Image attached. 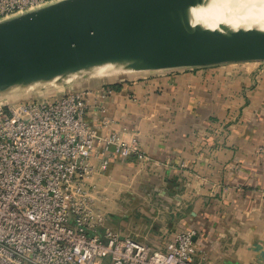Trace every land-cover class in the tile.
<instances>
[{"label": "crops", "instance_id": "crops-1", "mask_svg": "<svg viewBox=\"0 0 264 264\" xmlns=\"http://www.w3.org/2000/svg\"><path fill=\"white\" fill-rule=\"evenodd\" d=\"M131 75L102 102L105 113L93 97L88 110L94 125L106 115L109 131L136 136L151 158L114 152L96 173L91 195L106 225L162 249L193 229L204 264L264 258V61Z\"/></svg>", "mask_w": 264, "mask_h": 264}, {"label": "built area", "instance_id": "built-area-1", "mask_svg": "<svg viewBox=\"0 0 264 264\" xmlns=\"http://www.w3.org/2000/svg\"><path fill=\"white\" fill-rule=\"evenodd\" d=\"M58 1L0 0V21ZM125 79L0 100V264H204L195 230H180L157 248L106 225L91 195L94 176L107 169L114 152L151 161L136 136L109 131L113 122L106 115L98 126L89 119L90 99L100 100L105 113L102 102ZM257 154L264 156V137ZM249 264H264V258Z\"/></svg>", "mask_w": 264, "mask_h": 264}, {"label": "water", "instance_id": "water-1", "mask_svg": "<svg viewBox=\"0 0 264 264\" xmlns=\"http://www.w3.org/2000/svg\"><path fill=\"white\" fill-rule=\"evenodd\" d=\"M184 0H60L0 21V95L122 61L132 72L264 61V30L201 34L156 13ZM228 59V61H225Z\"/></svg>", "mask_w": 264, "mask_h": 264}, {"label": "bare ground", "instance_id": "bare-ground-1", "mask_svg": "<svg viewBox=\"0 0 264 264\" xmlns=\"http://www.w3.org/2000/svg\"><path fill=\"white\" fill-rule=\"evenodd\" d=\"M156 16L162 25L201 34L264 30V0H184L169 3L160 9ZM121 66L122 61H108L90 65L81 71L97 74L99 77L127 72L137 73ZM88 76L90 75H77L71 78L69 76L68 80ZM57 84L60 82L54 79L46 83L30 84L21 89L13 87L6 92L9 95L4 97L14 99L19 96L10 93L17 90L30 93L35 88ZM2 98L3 96H0V100Z\"/></svg>", "mask_w": 264, "mask_h": 264}, {"label": "rangeland", "instance_id": "rangeland-1", "mask_svg": "<svg viewBox=\"0 0 264 264\" xmlns=\"http://www.w3.org/2000/svg\"><path fill=\"white\" fill-rule=\"evenodd\" d=\"M148 72H153V71H148ZM78 73H81V74H72L70 76L71 77H76L77 75L81 76V75H90L84 79H74V81H70L68 83H63L62 81V84L61 85H57V86H50L49 89L47 91L45 90H39L38 92H36L35 94H32L31 92H25V93H20L18 94L19 97H16L14 99H19V100H32V99H39L43 96H45L46 93L50 94V95H59V94H62L64 92H67L73 88H80V87H92L90 86L89 84H93L95 83L96 81H98V79H106L107 81L111 80V81H117V79H120V78H127L129 77L131 74H134V73H120V74H117V75H106V76H101L99 77L97 74H92L90 72H78ZM144 73H147V72H144ZM139 74V73H138ZM141 74V73H140ZM96 76V77H95ZM118 76V77H117ZM132 76V75H131ZM134 76V75H133ZM135 76H138V75H135ZM105 77V78H104ZM69 77L66 78V80H68ZM96 78V79H95ZM65 82V80H64ZM72 86V88H71ZM58 88V89H57ZM51 90V91H50ZM14 93V92H12ZM3 98H6L3 96ZM134 227V226H133ZM146 226H136L135 228L133 229H137L138 232L142 231L144 232L146 230L145 228ZM127 229L128 231H130L131 229V226H127ZM147 229H149V226H147Z\"/></svg>", "mask_w": 264, "mask_h": 264}]
</instances>
